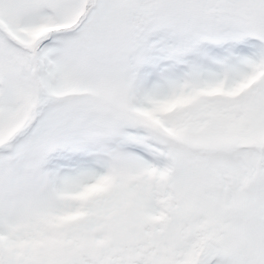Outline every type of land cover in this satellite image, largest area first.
Wrapping results in <instances>:
<instances>
[{"label":"snow or ice","instance_id":"1","mask_svg":"<svg viewBox=\"0 0 264 264\" xmlns=\"http://www.w3.org/2000/svg\"><path fill=\"white\" fill-rule=\"evenodd\" d=\"M0 264H264V0H0Z\"/></svg>","mask_w":264,"mask_h":264}]
</instances>
